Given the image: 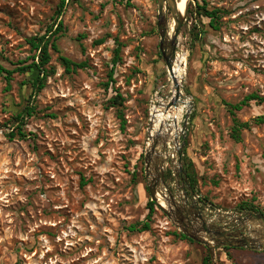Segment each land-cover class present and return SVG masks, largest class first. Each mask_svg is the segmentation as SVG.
Returning a JSON list of instances; mask_svg holds the SVG:
<instances>
[{
	"label": "rangeland",
	"instance_id": "rangeland-1",
	"mask_svg": "<svg viewBox=\"0 0 264 264\" xmlns=\"http://www.w3.org/2000/svg\"><path fill=\"white\" fill-rule=\"evenodd\" d=\"M61 1L0 0V66L13 69L31 56L26 38L45 33ZM204 1L226 10L219 30L198 14ZM157 18V0H66L58 47L87 66L65 73L51 50L56 72L31 101L25 75L14 74L8 91L0 74V264H203L209 255L202 244L174 236L177 226L157 207L150 231L129 229L149 212L152 108L172 96ZM167 18L173 24L169 8ZM116 39L121 62L107 87ZM177 51L186 60L181 99L190 100L181 121L183 170L191 160L195 200L210 216H239L242 203L264 214V125L253 123L264 104L237 113L251 124L239 142L224 105L264 95V0H189ZM117 90L123 107L110 102ZM27 104L36 107L26 117L27 136L10 139L13 117ZM169 169V184L181 193L184 175L177 187ZM223 248L216 264H264V251L233 248L227 255Z\"/></svg>",
	"mask_w": 264,
	"mask_h": 264
},
{
	"label": "water",
	"instance_id": "water-1",
	"mask_svg": "<svg viewBox=\"0 0 264 264\" xmlns=\"http://www.w3.org/2000/svg\"><path fill=\"white\" fill-rule=\"evenodd\" d=\"M157 6V29L161 39L159 49L172 80V92L174 91L168 104H166V109H170L177 106L182 98V83L180 85L173 78L172 72L178 55V35L186 19L189 0H187L185 14H181L178 10L177 0H157ZM168 8L173 18L171 33L167 18ZM187 128V123H185V131ZM182 133V144L179 136L169 140L168 134L163 135L161 131L156 136L150 134L148 138L149 143L145 153V173L150 200L166 214L181 233L206 247L211 264H216V250L219 247L264 251V214L245 211L240 212L239 216H235L231 213L213 210V215L210 216L205 213V208L196 204L195 193L187 184L186 173L183 170L182 156L186 143V132L183 131ZM169 164L174 172L177 187L181 172L184 175L182 181L188 185V191L184 187H182L181 193L178 192V188L173 191L170 184L166 182L165 176ZM231 222L238 224L241 231L231 234L229 230H226L224 226Z\"/></svg>",
	"mask_w": 264,
	"mask_h": 264
},
{
	"label": "trees",
	"instance_id": "trees-1",
	"mask_svg": "<svg viewBox=\"0 0 264 264\" xmlns=\"http://www.w3.org/2000/svg\"><path fill=\"white\" fill-rule=\"evenodd\" d=\"M66 7V0H62L55 11V19L51 25H48L45 33L36 34L34 36H30L26 38V42L30 47V51L32 52L31 56L27 57L25 60H20L17 64H14L15 67L13 69H6L3 66H0V74H5V80L7 82L6 89L9 91L11 89V81L13 80L14 74L25 75L27 77V83L29 84L30 96L29 101L33 99V97L38 94L41 90H43L47 84L48 78L53 76L56 72L55 67L50 66L52 61L51 50L58 53V61L61 67L64 69L65 73L76 72L79 69H84L87 66L86 62H75L70 58L62 55L60 53L58 47V40L60 37L64 35L65 28L63 25V21L60 20L63 11ZM198 14L202 17H205L209 20V26L213 30H219L221 25V19L226 16V10L220 8H209L207 3L204 1L203 4L198 3ZM198 39V38H196ZM104 40H99L97 44L103 43ZM117 47L113 51V59H112V68L108 73V82L106 86L108 87L110 83L115 82V67L118 63L121 62V48L122 44L116 39ZM26 84V83H25ZM117 94L111 98V103L113 105L117 104L118 107H123V96L116 91ZM252 103L257 105L264 104V95H260L259 93H251L239 102V103H228L224 102V105L228 108L232 116L233 125L231 127L230 136L235 141H241L243 130H247L251 128V124L249 122H243L239 119L237 113L242 111L244 108L249 107ZM36 107L34 105H26L22 110H20L14 117L13 121L16 123V131L8 134L10 139L18 136L21 139L26 138L27 134L25 131L26 117H30L33 115ZM119 116L123 118L122 110L119 109ZM193 117L191 122H193ZM190 122V124H191ZM253 123L256 125H264V114L257 115L253 119ZM186 142V146H187ZM184 154L186 155V149H184ZM187 160V158H186ZM186 177L187 184L194 190L197 185L196 172L194 168V164L191 160L186 161ZM165 179L168 183L173 180V175L171 170L169 169ZM148 207V215L146 216V220L144 222H138L129 227L132 232H143L151 230V223L153 219V215L156 212V204L151 200L147 203ZM239 210L241 212L249 211V212H259L261 211L254 206L253 204L242 203L239 205ZM173 235L186 240L191 244H195V242L188 238L185 234L175 231ZM227 255H231L230 251L233 248L224 247L223 248ZM203 264H211L210 257L208 254L203 258Z\"/></svg>",
	"mask_w": 264,
	"mask_h": 264
},
{
	"label": "bare ground",
	"instance_id": "bare-ground-1",
	"mask_svg": "<svg viewBox=\"0 0 264 264\" xmlns=\"http://www.w3.org/2000/svg\"><path fill=\"white\" fill-rule=\"evenodd\" d=\"M177 5L180 13L185 14L187 0H177ZM169 27V31L171 33L173 24H169ZM185 61L186 60L184 57L177 55L172 72L173 78H175L180 85L186 73ZM173 93L174 91L172 94ZM189 107L190 100L186 99H181L177 106H174L170 109H166V103H163L159 107L154 106L152 108L151 123H153V128L151 124V134L156 136L161 131L163 135L168 134L169 140H173L176 136H179L182 132L181 121L184 118L186 112H188L187 110ZM160 202L163 204L162 201Z\"/></svg>",
	"mask_w": 264,
	"mask_h": 264
},
{
	"label": "flooded vegetation",
	"instance_id": "flooded-vegetation-1",
	"mask_svg": "<svg viewBox=\"0 0 264 264\" xmlns=\"http://www.w3.org/2000/svg\"><path fill=\"white\" fill-rule=\"evenodd\" d=\"M182 184H184V183H183V181L181 180V181H180L181 190H182V187H184ZM196 204H197L198 206L202 207V208H203V206H204V203H203L202 201H197ZM224 227H225L226 230H229V232H230L231 234H236V233H238L239 231H241V227H240L238 224H234V223H232V222H231L229 225H225Z\"/></svg>",
	"mask_w": 264,
	"mask_h": 264
}]
</instances>
